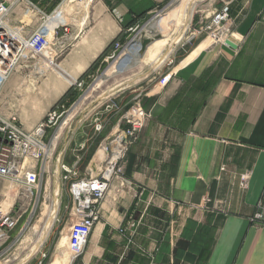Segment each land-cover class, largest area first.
Listing matches in <instances>:
<instances>
[{
    "label": "crops",
    "instance_id": "obj_1",
    "mask_svg": "<svg viewBox=\"0 0 264 264\" xmlns=\"http://www.w3.org/2000/svg\"><path fill=\"white\" fill-rule=\"evenodd\" d=\"M170 1L24 0L9 19L16 24L28 2L46 14L63 12L66 50L58 64L46 65L45 83L51 93L63 89L60 99L95 76L129 28ZM229 1L235 47L183 50V59L141 95L149 118L126 152L124 181L112 183L99 221L68 264H264V0ZM29 68L37 73L26 65L12 76ZM131 101L117 99L121 110ZM119 114L110 116L100 141L115 131ZM90 138L72 134L60 152L63 163L69 146L73 157L82 145L88 150Z\"/></svg>",
    "mask_w": 264,
    "mask_h": 264
},
{
    "label": "rangeland",
    "instance_id": "obj_2",
    "mask_svg": "<svg viewBox=\"0 0 264 264\" xmlns=\"http://www.w3.org/2000/svg\"><path fill=\"white\" fill-rule=\"evenodd\" d=\"M181 2L183 1L171 0L164 7L155 10V13H151L138 28L126 33V39L122 42L124 49L113 58L105 59L93 78L81 86L76 85L67 102H60L61 98L58 99L63 89H55L53 93L52 90L45 89L48 71L51 70L46 65L53 67L58 64L62 55L48 59L46 53L27 64L31 67L36 65L37 73H33V68L20 69L10 78L7 96H4L0 104L4 113H16L25 127L36 126L51 111H55L59 117L52 121L55 125L46 132L45 140L53 139L55 148L53 153L38 165L42 172L37 195L29 204L26 203V212L21 222L11 232V238L1 247L0 264H25L31 256V264H36L35 258L41 254L47 255L44 264H61L65 258L75 255L78 250L75 251V247L79 248L84 234L77 224L68 221L69 184L62 180L57 159L65 141L72 134H85L91 137L92 144L88 150L84 148L77 152L81 156L78 171L82 173L87 167L95 169L96 159L93 162L92 159L104 131L99 136L95 135L93 120L103 111V102L109 98L115 102L121 97L130 100L139 93L144 94L168 67L177 65L179 60L183 59L180 58L183 50L196 47L205 39L207 32L200 35H195L194 32L201 24L206 26L210 22L211 13L218 8L221 0H200L197 6H191L193 0H184L185 5L176 8ZM187 10L194 12L191 16L186 15L181 22ZM153 21L160 22L156 29H152L155 26ZM165 30L167 31L164 33ZM167 36L171 37L167 44H160L159 38ZM136 43L139 46L134 51L131 45ZM49 60L52 61L49 63ZM38 66L41 69H38ZM102 77L103 83L100 80ZM107 119L110 128V116ZM55 136L56 139L53 138ZM75 159L69 146L64 163L73 164ZM20 193L21 190L16 184L0 179V211L5 213L15 207ZM56 203V213L45 231L41 246L39 237Z\"/></svg>",
    "mask_w": 264,
    "mask_h": 264
},
{
    "label": "built area",
    "instance_id": "obj_3",
    "mask_svg": "<svg viewBox=\"0 0 264 264\" xmlns=\"http://www.w3.org/2000/svg\"><path fill=\"white\" fill-rule=\"evenodd\" d=\"M22 1L24 0H0V95L5 83L18 68L26 66L29 61L48 52H53L55 58L66 50L62 39L68 33L69 25L59 9L46 14L28 2L17 23L10 24L11 12ZM72 1L76 4H85L88 0ZM138 26L129 28L127 33ZM231 29L230 1L226 0L213 10L210 22L206 26L201 24L194 33L200 35L207 32L205 39L210 37L211 43H225L228 40L227 36L231 35ZM59 32L62 35L56 37ZM123 49L122 42H114L112 51L106 59L113 58ZM77 85L81 86L80 83ZM141 95V93L135 95L125 110H121L118 102L110 98L103 102V111L93 120L95 135L99 136L104 131L108 116L120 114L112 128L115 131L98 144L92 159V162L94 159L99 161L96 167L94 166L95 169L87 167L80 173L78 166L81 156L78 154H75L76 159L71 165L63 163L61 154L57 159L62 180L69 184L68 221L77 224L81 229V233L84 234L82 244L95 223L99 221L100 203L108 194L112 183L116 180L124 181L122 163L126 152L138 140L147 124L149 116L142 107ZM58 117L55 111H51L32 129H26L16 113H4L0 110V179L16 184L21 190L15 207L5 213L0 211V249L21 222L26 212V203L29 204L37 195L42 172L38 165L42 164L55 148L53 139L45 140L46 132L55 125L52 121ZM53 138L56 139V136ZM80 148L83 149L84 145ZM256 218H261V214H257ZM128 227L133 229L136 224L131 220ZM31 257L25 264H30L33 260ZM46 258V254H41L35 258L36 264H44Z\"/></svg>",
    "mask_w": 264,
    "mask_h": 264
},
{
    "label": "bare ground",
    "instance_id": "obj_4",
    "mask_svg": "<svg viewBox=\"0 0 264 264\" xmlns=\"http://www.w3.org/2000/svg\"><path fill=\"white\" fill-rule=\"evenodd\" d=\"M179 6H177L176 8H178V7H180V3L178 4ZM172 11V10H171ZM161 20V19H160ZM163 20V19H162ZM152 23H154L155 24V26L152 28V29H156L157 28V26L160 24V22L159 23H157V22H155V21H153ZM229 36V35H228ZM228 36H227V38H228ZM211 43V38L210 37H208V38H206V39H204L203 41H201L197 46H196V48H205V47H207L209 44ZM132 47H133V50L134 51H136L137 50V47L139 46V44L138 43H136V44H134V45H131ZM131 47V48H132ZM131 50V49H130ZM128 56V55H127ZM129 57V56H128ZM116 71V70H115ZM116 73V72H115ZM111 75H113V74H111ZM108 78V77H107ZM106 78V79H107ZM101 81H102V83H103V77L100 79ZM102 154V153H101ZM100 154V155H101ZM98 162L99 161H96V163L98 164ZM55 186V185H54ZM57 196H58V189L56 188V192H55V198H57ZM56 209H57V203L53 206V210H52V212H51V214H50V217H49V221H48V223L46 224V226H45V228H44V230H43V233H42V235H40V237H39V240H40V245L42 246L43 244H41V242L43 241V239H44V237H45V231L48 229V226L50 225V223H51V221H52V216H54V214L56 213ZM47 222V221H46ZM46 239V238H45ZM40 246V247H41ZM37 249H38V246H37ZM78 249V246L77 247H75V251ZM75 251H74V253H75ZM35 253V252H34ZM33 255V254H32ZM74 255V254H73ZM71 257H72V255L70 256V258L68 257V258H65V261H63L61 264H67L69 261H70V259H71Z\"/></svg>",
    "mask_w": 264,
    "mask_h": 264
},
{
    "label": "trees",
    "instance_id": "obj_5",
    "mask_svg": "<svg viewBox=\"0 0 264 264\" xmlns=\"http://www.w3.org/2000/svg\"><path fill=\"white\" fill-rule=\"evenodd\" d=\"M73 88H70L60 99V102H64L67 98H71V92Z\"/></svg>",
    "mask_w": 264,
    "mask_h": 264
},
{
    "label": "water",
    "instance_id": "obj_6",
    "mask_svg": "<svg viewBox=\"0 0 264 264\" xmlns=\"http://www.w3.org/2000/svg\"><path fill=\"white\" fill-rule=\"evenodd\" d=\"M225 44H227L228 46H230V47H232V48L235 47V45H234L230 40H226V41H225Z\"/></svg>",
    "mask_w": 264,
    "mask_h": 264
}]
</instances>
